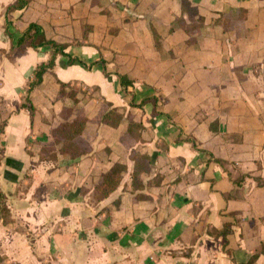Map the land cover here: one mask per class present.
Masks as SVG:
<instances>
[{"label": "crops", "instance_id": "1", "mask_svg": "<svg viewBox=\"0 0 264 264\" xmlns=\"http://www.w3.org/2000/svg\"><path fill=\"white\" fill-rule=\"evenodd\" d=\"M16 1L0 0V49L37 22L94 64L59 55L29 92L50 47L0 51V191L13 217L0 219L5 263L247 264L264 244V0H189L196 15L182 0L8 9ZM114 108L116 127L102 121ZM66 121L81 132L56 133ZM117 162L127 171L96 204L95 185Z\"/></svg>", "mask_w": 264, "mask_h": 264}, {"label": "trees", "instance_id": "2", "mask_svg": "<svg viewBox=\"0 0 264 264\" xmlns=\"http://www.w3.org/2000/svg\"><path fill=\"white\" fill-rule=\"evenodd\" d=\"M29 1L30 0H17L16 3L9 6L8 9L10 8L22 9L28 5ZM182 8H183V12H186L188 14L196 15L198 13L197 7L193 6L189 0H182ZM6 32L8 34V29H6ZM43 46L50 47L51 55L47 61L41 62L33 70L32 79L28 83L29 92L43 82L44 75L47 72L52 71L54 69L56 59L59 55L68 57L69 65H73L77 62L84 63L82 60L78 58H74L69 53H67L66 43H61L54 39L46 38L43 27L37 22H31L29 24L28 28L24 31L22 36L17 41V44L12 45L11 49L8 52H6L4 49H0V51L6 52L7 56L11 58L15 50L23 51L28 47L38 49ZM101 61L105 63L104 59H101ZM84 64L88 68H91L94 63L91 64L84 63ZM120 79H121V84L124 87H128L133 83L132 80L128 79L123 75L120 76ZM62 85L63 87L61 88L60 91L62 96H66V94H70L68 96H70L74 100H78L76 98V94H77L76 92L71 93L66 90V86L68 84L62 83ZM23 106L29 107L31 111H34L33 104L31 103L29 98L25 103H23ZM71 110L72 109L69 108L68 111ZM122 119H123V113L120 112L117 108H114V109H110L107 113L103 115L102 121L105 124L116 127L121 123ZM4 127H5V121H0V135L4 131ZM81 128H82V123L80 122L66 121L59 126V128L56 130V133L66 134L70 136H77V134L81 132L82 130ZM128 129L134 139L140 140L141 132L143 129V125L140 122L132 119L129 122ZM84 152L86 151L84 150ZM81 153L82 152H79L78 155ZM139 161L143 166V168L148 169V163H149L148 157L141 155L139 156ZM126 171H127V166L123 163L117 162L113 165L111 170L101 175L100 180L98 183H96L94 189V201L96 204L101 202L105 198L109 197L118 188ZM136 182L137 179L136 176H134L133 184L136 185ZM6 199H7V195L4 192L0 191V219H2L4 223H11L13 222V217L10 208L7 206ZM261 254H264V244H262L259 247V249L256 251V253L251 256L247 264H254ZM0 264H8L5 263V260L1 255H0Z\"/></svg>", "mask_w": 264, "mask_h": 264}, {"label": "rangeland", "instance_id": "3", "mask_svg": "<svg viewBox=\"0 0 264 264\" xmlns=\"http://www.w3.org/2000/svg\"><path fill=\"white\" fill-rule=\"evenodd\" d=\"M71 90H76V91H84L85 93L88 92H92V94L94 93V91L91 88H87L83 85H79V84H75L74 86H71L70 88Z\"/></svg>", "mask_w": 264, "mask_h": 264}]
</instances>
